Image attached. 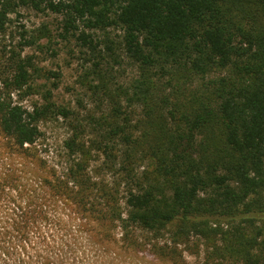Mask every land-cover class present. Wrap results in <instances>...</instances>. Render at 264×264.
Returning a JSON list of instances; mask_svg holds the SVG:
<instances>
[{"label":"trees","instance_id":"obj_1","mask_svg":"<svg viewBox=\"0 0 264 264\" xmlns=\"http://www.w3.org/2000/svg\"><path fill=\"white\" fill-rule=\"evenodd\" d=\"M22 6L62 14L66 35L83 24L94 51L86 28L121 29L107 46L114 63L102 58L137 76L113 90L94 71L109 112L90 141L73 125L57 161L38 147L40 123L72 112L51 90L22 104L38 68L12 51L0 81V264H84L89 244L98 256L104 243L151 245L138 230L157 243L167 232L158 248L171 258L197 236L223 260L264 264V0H0V33Z\"/></svg>","mask_w":264,"mask_h":264},{"label":"rangeland","instance_id":"obj_2","mask_svg":"<svg viewBox=\"0 0 264 264\" xmlns=\"http://www.w3.org/2000/svg\"><path fill=\"white\" fill-rule=\"evenodd\" d=\"M83 29L84 26L81 24L80 30L75 34L70 32L66 35L62 14L49 10L36 11L28 6H22L10 15L6 31L0 33V81L5 70L10 69L7 66L12 51L21 53L23 57L30 56L34 66L38 68V71L34 72L32 82L38 90L21 100L22 104L30 108L35 101L43 102L46 91L51 90L53 101L72 112L70 118L54 116L40 123L42 135L38 140V147L44 156L55 157L57 161L65 160L64 141L73 130V125L81 124L85 139L90 141L91 138L98 137L97 120L109 112L106 96L102 90L95 88L102 80L94 71H101V75L107 79L113 90L118 85L128 86L132 78L137 76L136 67L127 60L123 59L121 65L107 71V62L102 58L107 57L114 63L107 55L109 53L107 46L112 45V41H120L121 29L111 27L107 30L93 31L86 28L87 32L93 34L94 43L98 46L95 51L78 38ZM101 53L103 56H100ZM99 62L100 65L97 66ZM102 161L103 159H97L93 161V165L97 166ZM115 172L103 171L102 177L108 181L119 180L117 170ZM257 221L258 224H264L262 220ZM116 232L117 238L120 239V230L117 229ZM136 237L139 241L151 242V245L136 246L135 240H119L115 245L104 243L100 247L102 253L98 256L96 250L89 244L84 264L235 263L231 259L223 260L218 254L212 253V248L208 247L205 239L197 236L192 237L190 242L179 245L181 256L178 259L163 255L158 248V245L165 242L170 245V235L167 232L159 243L153 233L138 230Z\"/></svg>","mask_w":264,"mask_h":264}]
</instances>
